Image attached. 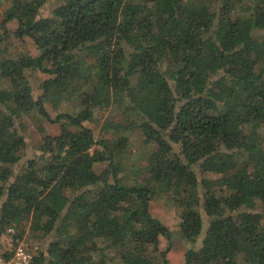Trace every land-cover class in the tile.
Masks as SVG:
<instances>
[{
	"label": "trees",
	"instance_id": "trees-1",
	"mask_svg": "<svg viewBox=\"0 0 264 264\" xmlns=\"http://www.w3.org/2000/svg\"><path fill=\"white\" fill-rule=\"evenodd\" d=\"M53 1L39 18L46 0H11L0 22V255L28 226L35 264H170L150 213L168 183L182 239L202 236L184 264H264V0ZM11 22L36 57L9 52ZM28 70L48 75L36 99ZM107 109L121 120L97 138L83 123ZM32 113L59 132L21 163ZM136 130L152 149L119 176Z\"/></svg>",
	"mask_w": 264,
	"mask_h": 264
},
{
	"label": "rangeland",
	"instance_id": "rangeland-1",
	"mask_svg": "<svg viewBox=\"0 0 264 264\" xmlns=\"http://www.w3.org/2000/svg\"><path fill=\"white\" fill-rule=\"evenodd\" d=\"M191 1L192 0H186V3L190 5ZM10 2L11 0H0V22L3 18L4 11L10 6ZM54 7L55 2L53 0H46L44 5L40 9L39 18L50 17ZM16 28V22H11L7 25V29L9 32L7 48L9 49V52L12 55L18 57L26 55L36 57L38 55V50L34 43L28 38H25L23 40L16 39V37L14 36ZM47 78L48 75L43 74L37 70H28L26 72V80L33 89V96L35 99L41 94V90L39 89L40 84ZM70 106L71 104H62L59 107V110L62 111V109L65 110L66 108H71ZM46 108L52 118H55V116L59 114V111H57L56 108L51 105H47ZM95 117L96 121L85 122L83 123V125L89 126L93 130L95 137L97 138H106V135L104 133H101L100 130L103 126V123L108 118H111L114 122H119L121 120V116L115 111L112 112V109H107L104 112L97 113ZM58 126V124L48 123L36 113H32L25 120L20 121L18 127L21 134L24 135L27 147L25 158L21 163L25 162L34 153L33 147L41 140L42 135H56L59 132ZM141 133H143L142 130H136L132 134L130 145L126 153L121 158H116L114 160L116 168L120 171L119 176H122L130 171L131 174H133L135 166L142 164L145 161L146 156L151 151L152 148L150 146L148 147L144 145V137ZM95 149H97V147L91 149L90 152L92 153ZM105 165L106 164L97 166V171L99 172L101 169L105 168ZM17 167L18 170L20 165H18ZM169 188L170 185L168 183H164L163 185L158 187V191L162 192V194L156 196L150 203V213L154 218L159 220L171 231V238L168 240L161 237L159 239L157 248L160 251L168 250L166 257L170 264H184V255L186 251L192 247L195 249L198 248L201 245L202 236H200L195 244H190L182 239L178 227L180 221L178 210L173 207ZM47 198L55 203L57 207L62 206L63 199L57 189L51 190ZM207 222L208 220L206 219V217H204V231L206 230ZM27 231L28 226H25L23 237L28 241V238L26 236Z\"/></svg>",
	"mask_w": 264,
	"mask_h": 264
},
{
	"label": "built area",
	"instance_id": "built-area-1",
	"mask_svg": "<svg viewBox=\"0 0 264 264\" xmlns=\"http://www.w3.org/2000/svg\"><path fill=\"white\" fill-rule=\"evenodd\" d=\"M3 249L0 264H35L37 253L41 247L31 244L23 236H19L14 226L4 231Z\"/></svg>",
	"mask_w": 264,
	"mask_h": 264
}]
</instances>
